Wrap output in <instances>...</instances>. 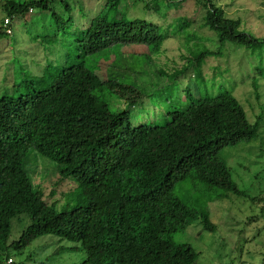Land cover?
I'll return each mask as SVG.
<instances>
[{
	"label": "trees",
	"instance_id": "16d2710c",
	"mask_svg": "<svg viewBox=\"0 0 264 264\" xmlns=\"http://www.w3.org/2000/svg\"><path fill=\"white\" fill-rule=\"evenodd\" d=\"M50 1L3 0L1 7L4 18H11L33 6L48 9ZM120 1L105 0V7L118 9ZM197 1L205 9L203 25L219 43H260L238 31L239 20L226 16L212 0ZM55 17L58 28L72 21L70 15L68 20ZM3 21L0 34H7ZM159 28L145 19L98 14L73 38L80 61L47 64L0 96V264L13 263L9 249L22 251L45 234L79 242L85 258L76 264H194L200 253L173 238L176 212L206 231H215L216 224L206 207L197 208L174 192L176 183L200 185L209 201L228 194L249 197L219 152L259 136L260 121L258 116L253 123L248 120L231 91L196 98L189 91L185 105L167 107L163 124L132 125L131 110L146 99L144 91L122 77V63L114 68L117 57L98 71L84 63L86 56L108 48L148 45L159 50L164 39ZM212 53L201 51L195 59ZM258 75L264 78V67ZM252 86L258 98L259 88ZM110 99L124 107L112 109ZM32 149L55 163L52 195L69 177L75 179L73 204L57 209V200L45 198L24 166ZM22 217L29 223L8 242L12 221L22 222Z\"/></svg>",
	"mask_w": 264,
	"mask_h": 264
},
{
	"label": "rangeland",
	"instance_id": "374dc122",
	"mask_svg": "<svg viewBox=\"0 0 264 264\" xmlns=\"http://www.w3.org/2000/svg\"><path fill=\"white\" fill-rule=\"evenodd\" d=\"M104 2L52 0L48 9L33 6L24 15L8 17L12 33L0 34V96L12 92L13 83L21 82L26 75L43 72L47 64L68 65L80 61L73 38L98 14L157 23L164 35L159 50H151L148 45L108 48L86 56L84 63L98 71L110 67L117 57L114 68L118 69L122 63V77L144 91L146 99L131 110L132 125L138 121L163 124L167 107L185 105L189 91L196 98L229 90L244 107L250 122L259 117V136L219 152L229 165L232 178L249 197L228 194L209 201L200 185L190 181L176 183L174 192L184 201L208 209L216 230L206 231L197 221L177 211L178 231L173 238L189 243L200 253L194 264H244L246 261L264 264V78L258 75L264 67V0H212L223 8L226 16L239 20L238 31L260 41L250 47L232 41L219 43L216 33L203 25L205 9L197 0H121L114 10L107 9ZM2 3L0 0V31L5 17ZM69 15L72 21L68 28H58L60 21L55 16L68 20ZM217 49L219 53L215 54ZM204 50L213 53L203 60L195 59ZM252 85L259 88L258 98ZM110 106L121 109L124 103L110 99ZM24 162L32 180L41 185L45 198L50 202L57 200V209L73 204L76 186L73 177L60 185L63 197L60 192L52 195L57 173L55 163L33 149ZM22 218V222L12 221L8 242L16 240L29 223L28 218ZM8 255L13 259V263L7 260L10 264H76L85 258L79 242L62 240L53 234L37 237L22 251L9 249ZM7 262L4 260L2 264Z\"/></svg>",
	"mask_w": 264,
	"mask_h": 264
},
{
	"label": "built area",
	"instance_id": "2783aa9c",
	"mask_svg": "<svg viewBox=\"0 0 264 264\" xmlns=\"http://www.w3.org/2000/svg\"><path fill=\"white\" fill-rule=\"evenodd\" d=\"M9 24H10V19L8 17L4 18L3 27H4L7 34L12 33V29H11V27H9ZM9 261H11V260L9 259ZM246 264H250V263L247 262Z\"/></svg>",
	"mask_w": 264,
	"mask_h": 264
},
{
	"label": "clouds",
	"instance_id": "9594fccd",
	"mask_svg": "<svg viewBox=\"0 0 264 264\" xmlns=\"http://www.w3.org/2000/svg\"><path fill=\"white\" fill-rule=\"evenodd\" d=\"M11 260V259H10ZM8 261H9V259H8ZM250 264H252V263H250Z\"/></svg>",
	"mask_w": 264,
	"mask_h": 264
}]
</instances>
